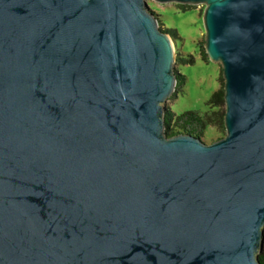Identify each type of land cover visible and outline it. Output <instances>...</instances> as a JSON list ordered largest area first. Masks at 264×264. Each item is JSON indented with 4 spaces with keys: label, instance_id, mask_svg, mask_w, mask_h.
<instances>
[{
    "label": "water",
    "instance_id": "95a60500",
    "mask_svg": "<svg viewBox=\"0 0 264 264\" xmlns=\"http://www.w3.org/2000/svg\"><path fill=\"white\" fill-rule=\"evenodd\" d=\"M153 1L204 4L210 143L147 0H0V264H263L264 0Z\"/></svg>",
    "mask_w": 264,
    "mask_h": 264
},
{
    "label": "rangeland",
    "instance_id": "374dc122",
    "mask_svg": "<svg viewBox=\"0 0 264 264\" xmlns=\"http://www.w3.org/2000/svg\"><path fill=\"white\" fill-rule=\"evenodd\" d=\"M148 6L154 14L159 16V27L174 29L170 35L174 41V63L176 73L183 75L182 83H176L173 93L163 103L167 111L178 115L183 111L194 110L204 114L209 110L224 109V104L208 107L206 101L211 94L223 87L221 65L201 57V46L204 41V30L201 24V15L204 4L194 5L177 3H156L147 0ZM178 57L191 59V62H181ZM225 131L216 126H209L200 136V139L210 143L222 136ZM264 245L261 246V252ZM260 252V253H261Z\"/></svg>",
    "mask_w": 264,
    "mask_h": 264
},
{
    "label": "trees",
    "instance_id": "16d2710c",
    "mask_svg": "<svg viewBox=\"0 0 264 264\" xmlns=\"http://www.w3.org/2000/svg\"><path fill=\"white\" fill-rule=\"evenodd\" d=\"M179 6L183 7V5L179 4ZM159 20L158 14H155ZM164 31L169 33L171 36L174 35V29L172 28H164ZM203 44V42H202ZM201 57L206 58V54L204 52L203 45L201 46ZM176 60L181 62H191V59H184L178 57ZM176 74V83H182L184 76L180 75L179 73ZM219 104H224L223 100V87L215 90L210 98L206 101V105L208 107L217 106ZM166 115L170 117L169 123L166 125L165 134L167 136H171L177 134L179 132L182 133H189L196 137H200L203 132L209 126H216L218 128L223 127V115L224 109H216V110H209L206 111L204 114H199L197 111L194 110H187L183 111L178 115H174L167 111ZM263 245H264V229H263ZM259 260L264 264V250L259 254Z\"/></svg>",
    "mask_w": 264,
    "mask_h": 264
}]
</instances>
